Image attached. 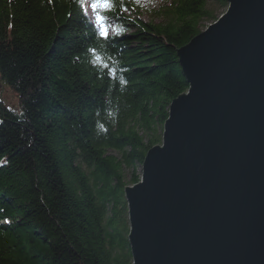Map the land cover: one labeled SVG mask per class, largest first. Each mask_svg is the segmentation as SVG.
I'll return each instance as SVG.
<instances>
[{
    "label": "trees",
    "instance_id": "16d2710c",
    "mask_svg": "<svg viewBox=\"0 0 264 264\" xmlns=\"http://www.w3.org/2000/svg\"><path fill=\"white\" fill-rule=\"evenodd\" d=\"M113 2L103 39L77 0H0V80L16 98L0 93V264L132 262L124 187L188 89L177 48L228 1L169 0L148 20Z\"/></svg>",
    "mask_w": 264,
    "mask_h": 264
},
{
    "label": "water",
    "instance_id": "95a60500",
    "mask_svg": "<svg viewBox=\"0 0 264 264\" xmlns=\"http://www.w3.org/2000/svg\"><path fill=\"white\" fill-rule=\"evenodd\" d=\"M176 53L188 83L124 187L130 264H264V0Z\"/></svg>",
    "mask_w": 264,
    "mask_h": 264
},
{
    "label": "snow or ice",
    "instance_id": "6c2138e0",
    "mask_svg": "<svg viewBox=\"0 0 264 264\" xmlns=\"http://www.w3.org/2000/svg\"><path fill=\"white\" fill-rule=\"evenodd\" d=\"M80 7L85 10V14H87L88 8L91 9L94 15V24L97 27L98 34L103 38H108V18L106 13L112 11L116 4L113 0H77ZM122 7V5H121ZM121 29L117 27L115 29L116 33L119 34ZM95 52V50H93ZM103 57L99 54L94 56V62L98 63L100 67L107 68V63H103ZM111 74L115 73V69H110Z\"/></svg>",
    "mask_w": 264,
    "mask_h": 264
},
{
    "label": "rangeland",
    "instance_id": "374dc122",
    "mask_svg": "<svg viewBox=\"0 0 264 264\" xmlns=\"http://www.w3.org/2000/svg\"><path fill=\"white\" fill-rule=\"evenodd\" d=\"M132 1L136 4L135 7L137 6L140 7L139 8L140 10L137 12V14L147 20L150 19V17L152 16V13H151L152 10H157L159 7L169 2V0H132ZM87 12L89 13L90 19L94 21V15L90 8H88ZM133 12L134 11H131V13ZM219 13H221V10H218V14ZM154 19L157 20L158 18L154 17ZM207 23L209 24V22ZM207 23L205 27L208 25ZM108 25H109L108 33H112L113 32V21L109 19ZM0 93L2 94V96L5 98V100L9 104L11 105L16 104V98L14 94L12 93L10 88L6 86L1 80H0Z\"/></svg>",
    "mask_w": 264,
    "mask_h": 264
}]
</instances>
